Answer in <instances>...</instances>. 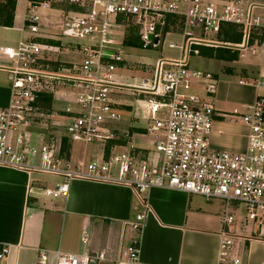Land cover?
<instances>
[{"label": "built area", "instance_id": "2783aa9c", "mask_svg": "<svg viewBox=\"0 0 264 264\" xmlns=\"http://www.w3.org/2000/svg\"><path fill=\"white\" fill-rule=\"evenodd\" d=\"M18 1L12 0L14 7ZM23 1L21 38L0 48V61L6 63L0 71L8 75L11 93L9 103L0 106V168L61 178L62 183L43 191L53 199H66L73 179L129 188L143 211L124 224L133 238L117 250L116 264H138L148 190L222 201L228 231L221 234L219 264H242L232 228H264V97L240 113L218 109V78L192 67L189 59L200 56V47L227 50L239 59L263 54L264 3ZM130 26L138 31L142 48L158 47L172 32L182 38L181 45H168L179 51L178 58L139 63L151 77L138 83L133 78L132 84L124 83L121 74L128 69L124 38ZM225 34L230 41L218 40ZM127 90L132 102L119 100ZM218 118L237 119L247 127L244 152L210 147ZM64 141L98 146L97 155L71 168L63 156ZM8 252V247L0 249V261ZM102 259V253L57 252L56 264ZM47 260L40 252L38 263Z\"/></svg>", "mask_w": 264, "mask_h": 264}, {"label": "crops", "instance_id": "0c3cea01", "mask_svg": "<svg viewBox=\"0 0 264 264\" xmlns=\"http://www.w3.org/2000/svg\"><path fill=\"white\" fill-rule=\"evenodd\" d=\"M23 15L24 1L19 0L12 26L0 29L20 33ZM242 61L232 64L246 76H225L223 82L217 77L215 104L222 111L240 113L256 97H264V53ZM234 88L243 96L239 100L227 97ZM10 98L8 80L7 86H0V106L7 105ZM247 133V127L237 119L218 118L213 123L210 147L244 152ZM33 175L0 168V249L9 248L0 264H39L40 252L47 254L46 264H56L57 252L102 253L103 259L92 264H116L117 250L133 238L124 224L143 211L134 193L120 185L73 179L67 198L53 199L43 194L52 188ZM55 179V185L63 182ZM146 200L149 211L139 235L138 264H219L221 234L228 231L223 224L222 201L157 188L148 190ZM232 230L238 236L235 251L241 263L264 264V228Z\"/></svg>", "mask_w": 264, "mask_h": 264}, {"label": "rangeland", "instance_id": "374dc122", "mask_svg": "<svg viewBox=\"0 0 264 264\" xmlns=\"http://www.w3.org/2000/svg\"><path fill=\"white\" fill-rule=\"evenodd\" d=\"M225 1V0H222ZM246 3L251 4H260L264 3V0H244ZM0 3H3V0H0ZM130 26L125 31L124 38V53L128 56V65L127 70H122L121 74L124 77V83H133V78H135L138 82H140L143 78H150L151 73L149 72L146 66H140L139 63H152L158 58L163 59H175L179 57V51L175 49H169L168 45L170 43L181 45L182 38L181 35L177 32H172L161 40L158 47L152 48H142L141 43L138 39V31L132 30ZM21 38V34L17 31L13 30H2L0 29V48L4 45H14ZM235 38V37H234ZM218 40L222 41H230L228 39L227 34L223 37H219ZM200 56L191 57L189 59L190 65L199 70L207 71L214 74L219 80L222 82L225 79V76L235 77V76H246L243 72H239L238 68L234 66L233 61H237V58L234 55H230L231 53L227 50L219 49V48H204L200 47ZM222 56V58L219 57ZM67 61H72L71 59L64 58ZM243 59H239L238 63ZM79 61V59H78ZM243 62V61H242ZM0 65H6L5 61L1 60ZM8 76L0 71V86L8 85ZM235 80V79H232ZM236 81V80H235ZM237 89H232L230 91V95L228 98L239 100L242 98L241 92H237ZM131 90H127L122 98L119 100H124L126 102H132V97L130 96ZM218 99V95L215 96ZM48 98H46L43 102V106L47 105ZM63 149L65 151L64 158L67 162L71 164V168L77 163V161L82 160L85 165H87L92 159L97 155L98 146L95 147L92 144H78V143H67L63 142ZM76 162V163H75ZM38 163V162H37ZM34 178L38 179L42 184H45L49 188H53L56 184V177L37 174L34 173ZM242 211V208H239Z\"/></svg>", "mask_w": 264, "mask_h": 264}, {"label": "trees", "instance_id": "16d2710c", "mask_svg": "<svg viewBox=\"0 0 264 264\" xmlns=\"http://www.w3.org/2000/svg\"><path fill=\"white\" fill-rule=\"evenodd\" d=\"M13 11H14V3L12 2V0H3V3H0V26L1 27L10 28L12 26ZM231 40L237 41L238 39L234 38ZM219 58H222V56Z\"/></svg>", "mask_w": 264, "mask_h": 264}, {"label": "water", "instance_id": "95a60500", "mask_svg": "<svg viewBox=\"0 0 264 264\" xmlns=\"http://www.w3.org/2000/svg\"><path fill=\"white\" fill-rule=\"evenodd\" d=\"M151 38H152V37H150V39H151ZM153 41H154V44L156 45L157 42H158V38H154Z\"/></svg>", "mask_w": 264, "mask_h": 264}]
</instances>
